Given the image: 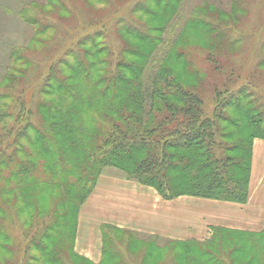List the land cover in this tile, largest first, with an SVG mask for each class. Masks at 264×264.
I'll list each match as a JSON object with an SVG mask.
<instances>
[{
    "label": "trees",
    "instance_id": "16d2710c",
    "mask_svg": "<svg viewBox=\"0 0 264 264\" xmlns=\"http://www.w3.org/2000/svg\"><path fill=\"white\" fill-rule=\"evenodd\" d=\"M97 1L102 2L103 0ZM181 2V0H166L165 8L162 10L165 16L161 21L163 26L158 27L159 35L151 34L152 28L148 27L149 23L141 19H139L140 22L123 28L127 36L146 44L150 50L149 53L134 54L139 58V61L131 62L129 66L124 67V71L129 75L125 76L124 73L121 74L116 71L123 58L129 56L127 44L124 42V49L116 53L107 44L99 45L104 43L100 39L103 35L99 33L81 39L77 44L81 49L72 55L74 60L62 62L67 70H74V66H77V70L81 74L89 73L95 64V54L92 51L96 53V48L101 47L102 49L98 53L101 55L102 52H105L104 57L99 55L100 58L96 64L100 66L106 59L108 60L107 68L100 70V74L103 76L100 81L107 82L108 85L99 94L100 97L108 95L106 106L110 109L111 112L109 113L112 117L104 118L100 114L96 120V125L93 126L98 130L100 129V132L93 129L90 132L89 124L83 120L71 121L72 111L76 106L75 99L79 92V84H73L71 75L69 76L60 70L62 68L60 61L55 62V66H50L49 73L51 72L52 75L48 73L45 82L47 79L49 80L40 90L41 96H49V98H46L39 105V110L49 114L51 120L54 121L52 127L45 125L43 119L37 126L30 122L32 112L26 107V101L22 100L20 96V93L23 95L24 87L17 88L16 85L15 90H11V93L0 91V127L3 128V131L0 132V188L2 192L6 191L10 195L16 196L19 192L18 188L21 189V187H27L30 184L47 183L54 186L62 194L61 201L56 206L57 213L65 212L64 210L68 209L69 201H71L77 208L79 207L80 214L82 206L94 191L99 177L106 168L113 167L124 171L130 180L154 187L166 200L188 195L240 204H245L248 201L253 143L255 139L264 140V93L252 84L254 81L252 78H256L258 71L264 68V61L257 64V68H261H258L257 71L250 74V78L243 81L240 77L243 66L232 60L222 61L220 58L222 56L221 49H219L220 51L214 49L205 53V60L212 66V76L215 81H208L209 73H203L199 68L193 67L195 77H200L199 82L191 87L181 86L177 83L171 67L167 66L166 62L176 46L184 26L169 47L167 46L163 57H158L160 48L165 42L164 34L168 33L167 31L173 25L172 20L169 19L175 15ZM247 7L248 3L245 0H231L230 10L227 11V14L244 16ZM137 8L146 11L143 5H135L134 9ZM195 22L212 32L211 41L219 44V48L224 49L229 45L233 46L242 40V36L239 38L235 33L233 38L229 32L223 30L220 19L217 22L203 19ZM37 24L33 18V25ZM97 35L100 37L97 38ZM86 47L91 49L86 50ZM134 55L132 56L134 57ZM20 60L21 58L16 57L14 63H19ZM24 65L28 67L30 63L25 61ZM8 81L6 86L15 82H12V78L11 80L9 78ZM86 81L90 83L91 79L87 77ZM50 82L58 86L60 93L49 95L45 92V88ZM121 85L122 87L129 86L126 96L127 99L134 102L132 106L123 105L119 107L117 106L118 96L115 93L111 95L106 93L108 87L119 89L118 87ZM204 85L212 89L213 105L211 108L207 107V100L203 95L204 90L202 88ZM233 110H238L234 118L232 117ZM17 111V116H14ZM24 117L27 118L26 124L29 126L21 128L19 122H22ZM244 121L250 129L246 140L247 152L243 180L239 182L232 177L237 166L232 162L233 158L228 152L231 145L225 143L223 135L228 131H226V124L230 125L231 131H239ZM7 125L8 127H6ZM70 130H75V137L71 139L73 147L83 146L88 135L91 133L94 135V142L86 143L87 160L78 167L67 158L58 138L63 137L61 131H65L67 134ZM241 137L244 136L241 135ZM37 141L41 147L40 158L35 159L33 165H29V162L24 160L20 154L30 157V146ZM186 148L195 151L192 161L186 157L176 158L175 156V151ZM139 154H143V157H136ZM125 159L134 164L135 171L122 165V161ZM171 173H176V176L180 174L176 179L179 181V188L173 186L175 178H172ZM9 178L14 182V185L5 187L3 181H8ZM14 186L18 188L14 189ZM72 189L76 190L77 196H71ZM0 194L2 195L1 190ZM32 219L35 220L34 217L27 215V221ZM34 223H37L38 226L39 224L43 225V222ZM78 224L74 223L75 239ZM46 227H48L51 235L46 232L38 233L39 235H36L25 250V253L30 251L28 253L30 255H26L27 264L39 262L43 257L41 254L48 251L46 242L57 234L55 228L58 226L55 225L52 214L49 216L48 222L43 225V228L46 229ZM222 231L249 235L264 234V230L259 233H249L215 228L211 238L204 242L194 240L165 241L173 244H204L201 246H209ZM115 233L125 234L128 236L127 239L131 237L145 243L163 241L150 236L139 238L137 232L105 226L103 229V255L99 264H103L106 258L107 243L117 239L113 236ZM0 238H6V242L9 241L1 227ZM24 247L26 246H23V249ZM33 252H39L41 256L32 254ZM57 253L58 256L52 261H48V264H73V262L75 263L74 257L83 261L89 260L75 254L70 245L67 246L66 250L62 249ZM146 254V252L143 253L144 257ZM111 255V259H114L115 253Z\"/></svg>",
    "mask_w": 264,
    "mask_h": 264
},
{
    "label": "rangeland",
    "instance_id": "374dc122",
    "mask_svg": "<svg viewBox=\"0 0 264 264\" xmlns=\"http://www.w3.org/2000/svg\"><path fill=\"white\" fill-rule=\"evenodd\" d=\"M181 1L177 12L169 19L172 20L173 25L167 31L168 33L164 34L165 42L158 54L159 58L163 57L167 46L169 47L184 26L182 34L166 62L167 66L171 67L177 83L183 87L196 85L200 77H195L193 67L199 68L203 73H209L208 81H215L212 76V66L205 60V53L214 49L217 51L221 49L222 56L220 58L222 61L232 60L243 66L240 72L243 81L250 78V74L257 71L258 68H261H257V64L264 61V0H245L248 7L244 16L227 14V11L230 10L231 0ZM137 4L143 5L147 13L138 8L134 9ZM165 5L166 0H103L102 2L97 0H0V85L2 84L0 91L11 93V90H15L16 85L17 88L24 87L23 95L20 93V96L22 100L26 101V107L32 112L31 116L29 115L30 122L37 126L43 119L45 125L52 127L54 121L51 120L49 114L39 110V105L49 98V96H41L40 90L49 80L47 79L45 82L50 66H55L57 61L62 63L65 60H74L73 53L81 49L77 46L78 42L99 33L103 35L100 39L104 42L99 45L107 44L116 53L122 51L124 44H127L129 56L123 58L116 70L126 76L128 73L126 74L124 67L129 66L131 62L139 61V58L134 54L149 53L150 50L146 44L127 36L123 28L130 24H136L141 19L149 23L148 27L152 28L151 34L159 35L158 27L163 26L161 21L165 16L162 10ZM33 18L39 25H33ZM197 19L213 22L220 19L223 30L229 32L233 38L235 33L239 38L242 36V40L233 46L219 48V44L211 41L212 32L205 26L196 23ZM98 37L100 36L97 35ZM85 49L90 50L91 48L86 47ZM96 49V53L92 51L95 54V64L89 73L81 74L77 70V66H74V70H67L63 63L60 65L66 70L59 67L61 71L71 75L73 84H79L71 121H85L90 126L88 127L90 132L92 129L100 132V129L93 127L100 114L104 118L112 117L109 113L110 109L106 106L108 95L100 97L99 94L108 85L107 82L100 81L101 77L103 78L100 70L107 68L108 60L105 58L106 61L103 65L97 66V60L100 56L104 57L105 52L100 55L98 51L102 48ZM18 51L19 53H16ZM16 57L21 58L19 63H14ZM25 61L30 63L28 67L24 65ZM261 69L258 71V76L252 78L254 80L252 84L264 93V68ZM87 77L91 79L90 83H87ZM9 78L15 82L6 86L9 83V81L7 82ZM118 88L110 86L106 93L109 95L115 93L118 96L117 106H132L134 102L127 99L126 96L129 86L122 87L121 85ZM202 89L207 100V107L211 108L213 105L212 89L206 85ZM45 92L49 95L60 93L58 86L53 82L49 83ZM95 93L99 95L97 96ZM237 111L233 110V118L238 113ZM17 114L18 111L14 116ZM240 114L239 116L242 115ZM27 122V118L24 117L19 125L21 128L29 126L26 124ZM249 129L246 121L243 122L239 131H231L230 125L226 124V131H228L223 135L225 143L231 145L228 152L233 158L232 162L237 166L232 177L239 182L243 180ZM2 131L3 128L0 127V132ZM60 133L63 134V137L58 138L67 158L76 167L80 166L87 160L86 143L94 142V135L89 134L83 146L73 147L71 139L75 137V130H70L67 134L65 131ZM241 135L244 137L242 138ZM30 148V157H25L22 153L20 156L29 162V165H33L35 159L40 158L41 147L37 141ZM175 154L176 158L186 157L191 160L195 151L186 148L175 151ZM139 156L143 157V154L136 157L140 158ZM122 165L135 171L134 164L126 159L122 161ZM171 175L172 178H175L173 186L179 188V181L176 179L180 174L176 176V173H171ZM10 180L11 178L8 181H3V185L5 187L14 185V182L12 180L10 182ZM16 188L18 187L14 186V189ZM0 190L2 193V195L0 194V227L9 239L6 242V238H0V264H27L28 260L26 261V259L30 255L28 254L30 251L25 253V250L30 246V242L42 232L51 235L48 227L43 228L51 214L55 219V225L58 226L55 228L57 234L46 242L48 251L43 254L32 253L43 255L35 264H48V261H52L58 256L59 250H66L68 245L75 254L79 255L76 251L77 234L75 239L74 231V223L77 225L79 221V207L77 208L73 202L69 201L68 209L63 213H57L56 206L60 203L62 194L54 186L47 183L30 184L27 187L18 188L19 192L16 196H12L6 191L2 192L1 188ZM70 193L73 197L77 196L75 189H72ZM27 215L34 217L35 220L27 221ZM34 222H43V225L39 224L38 226ZM113 236L117 239L107 243V255L103 264H264V234L249 235L222 231L209 246L173 244L167 241L145 243L131 237L127 239L128 236L125 234L115 233ZM139 236V238L149 237L143 234H139ZM23 246L26 247L23 249ZM144 252L147 253L146 257L143 255ZM113 253H115L114 259H111ZM74 261L73 264H82V262L83 264H99L102 259L100 262L94 263L74 257Z\"/></svg>",
    "mask_w": 264,
    "mask_h": 264
},
{
    "label": "crops",
    "instance_id": "0c3cea01",
    "mask_svg": "<svg viewBox=\"0 0 264 264\" xmlns=\"http://www.w3.org/2000/svg\"><path fill=\"white\" fill-rule=\"evenodd\" d=\"M113 226L167 241H200L215 228L259 233L264 230V140L253 143L249 198L245 204L180 196L164 199L151 186L130 180L109 167L79 214L76 251L98 263L102 259L103 229Z\"/></svg>",
    "mask_w": 264,
    "mask_h": 264
}]
</instances>
